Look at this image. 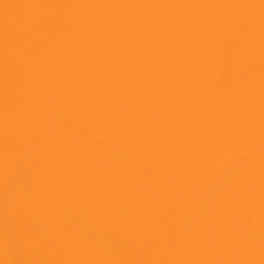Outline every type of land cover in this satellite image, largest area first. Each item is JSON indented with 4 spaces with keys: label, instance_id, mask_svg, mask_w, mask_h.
I'll return each mask as SVG.
<instances>
[{
    "label": "water",
    "instance_id": "water-1",
    "mask_svg": "<svg viewBox=\"0 0 264 264\" xmlns=\"http://www.w3.org/2000/svg\"><path fill=\"white\" fill-rule=\"evenodd\" d=\"M0 264H264V0H0Z\"/></svg>",
    "mask_w": 264,
    "mask_h": 264
}]
</instances>
